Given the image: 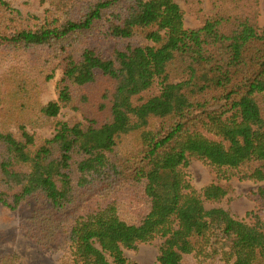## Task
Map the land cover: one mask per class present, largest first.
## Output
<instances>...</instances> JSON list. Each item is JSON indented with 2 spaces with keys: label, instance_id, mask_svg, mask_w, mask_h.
I'll use <instances>...</instances> for the list:
<instances>
[{
  "label": "trees",
  "instance_id": "16d2710c",
  "mask_svg": "<svg viewBox=\"0 0 264 264\" xmlns=\"http://www.w3.org/2000/svg\"><path fill=\"white\" fill-rule=\"evenodd\" d=\"M212 2L187 28L176 0H0V205L54 264H136L124 249L154 241L156 264H264V225L207 206L246 177L264 209V25L258 0ZM191 160L216 180L193 188Z\"/></svg>",
  "mask_w": 264,
  "mask_h": 264
},
{
  "label": "rangeland",
  "instance_id": "374dc122",
  "mask_svg": "<svg viewBox=\"0 0 264 264\" xmlns=\"http://www.w3.org/2000/svg\"><path fill=\"white\" fill-rule=\"evenodd\" d=\"M12 6L22 11L41 14L48 6V0H8ZM183 12L184 26L187 28L198 27L201 19L196 15V9L200 8L209 15L214 9L212 0H176ZM260 26L264 25V0H258ZM62 76L61 69H57L53 78L47 83V90L42 96L44 103L56 98L55 87ZM78 111L62 108L54 121L74 122L80 120ZM52 127L44 128L38 133L41 136H51ZM227 160L236 164L242 172L247 169V158L242 153L229 152ZM189 184L196 190L216 180L215 174L201 161L191 160L184 168ZM220 182V181H219ZM225 183V182H221ZM231 192L220 202L207 204L225 209L233 217L247 223L264 225V209H260L257 203L249 196L251 189L257 187V183L244 178L233 177L228 181ZM25 212L10 211L0 205V255L16 251L20 253L30 264H54V258L34 244L21 229V216ZM157 241L151 244H141L136 249H124V255L136 264H156L158 245Z\"/></svg>",
  "mask_w": 264,
  "mask_h": 264
}]
</instances>
